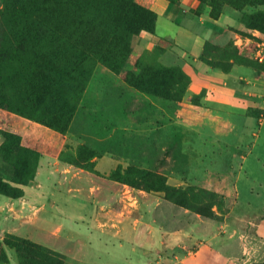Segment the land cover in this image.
<instances>
[{"label": "rangeland", "instance_id": "1", "mask_svg": "<svg viewBox=\"0 0 264 264\" xmlns=\"http://www.w3.org/2000/svg\"><path fill=\"white\" fill-rule=\"evenodd\" d=\"M21 1L23 0H0V39L9 34V27L5 25L9 14H3L4 8H15V4ZM27 1L32 2L34 16L40 15L48 20L53 19L52 5L56 7L57 15L60 6L64 5L57 0L52 5L40 0ZM70 1L71 19L80 23L84 31L100 30L97 34L101 35L100 41L103 40L106 44L104 53L110 48L111 53L118 55L117 60H120L116 64L121 63L122 70L114 73L100 61L80 86L76 85L74 88L73 84L77 82L66 79L59 85L62 87H57L56 91L50 87L44 94L30 91L23 78L15 82L4 72L0 81L5 89V96L19 110H0L3 112L0 113V131H17L12 120L16 118L11 115L24 117L35 123L66 126L65 133L61 134L66 140V146L61 154L63 161L60 162V167H66L69 171H65V177L61 179L62 190L77 192L90 200L108 195L111 208L121 209L127 220L132 209L138 208L139 213L150 214L154 224L168 231H186L194 236L207 237L225 221L228 234L227 223L236 224L238 219L226 220L229 201L223 194L204 186L205 177L216 178L211 174L213 171L219 172L222 166L205 168L198 163L195 150L190 145L195 137L192 132H170V135L163 133L157 138V125L147 122L151 111H142L149 98L161 101L166 99L139 92L130 85V82L140 79L145 86L150 85L165 96L180 97L187 85L180 62L166 46L146 48L143 39L146 32L137 27L139 15L129 11L132 3L137 4L135 0H83L77 7L74 6L75 0ZM197 1L199 13L216 19L223 11H232L239 16L241 25V30L238 28L236 32L244 46L241 44L239 48L229 44L223 48L208 49L207 55L214 57L213 61L225 69L231 60L263 68L264 0ZM29 3L26 8H29ZM246 25L250 28H246ZM165 31L166 26L159 25L153 36L157 37ZM115 37L116 40L112 41ZM29 50H33L34 54L25 57L26 62L34 58L37 65L42 63L41 55L45 56L46 53L40 47ZM259 55L262 62H259ZM14 64L18 65L17 62ZM24 76L28 78L27 75ZM76 96L78 100L73 102L71 97ZM67 106L69 114L65 112ZM2 141L0 136V144ZM167 141L168 148H162L161 144ZM179 142L182 143V148H176ZM171 147L175 148L171 150ZM80 148L89 149L90 158H93L80 161ZM170 151L173 158L178 157V160L170 161ZM26 159L28 156L21 151L12 153L8 148L0 152V184L16 187L12 182L19 178L13 177V174L21 169L20 164ZM100 159H103L104 164L100 166L101 172H97L95 165ZM66 161L76 163L72 165ZM111 163L116 166L111 167ZM248 171L250 174L247 175L243 169V174H240L235 185L239 198L234 215L249 203L252 208L246 212L251 213L249 218L253 219V216L264 211V165H252ZM217 177L214 187L228 189V177ZM260 184H263V190L250 191L249 185L259 188ZM131 189L133 196L126 192ZM113 192H124L125 196L115 201L114 195L109 197ZM226 192L229 196L230 190ZM0 199L4 198L0 196ZM58 222L65 229L71 227L65 220ZM4 251L10 264H18L13 249L5 247ZM129 255L128 252L125 253V257ZM81 260L86 264L108 263L105 256L98 255H87L81 257ZM6 263L0 257V264ZM63 264H66L65 261Z\"/></svg>", "mask_w": 264, "mask_h": 264}, {"label": "crops", "instance_id": "2", "mask_svg": "<svg viewBox=\"0 0 264 264\" xmlns=\"http://www.w3.org/2000/svg\"><path fill=\"white\" fill-rule=\"evenodd\" d=\"M135 2L155 13V32L159 25L166 26L157 37L145 33L146 48L166 46L189 79L181 101L149 98L142 113L151 111L147 122L157 125V138L170 132L194 133L190 145L198 163L205 168L222 166L219 172H212L216 178L205 177L204 186L223 194L229 201L226 220L236 218L237 223L227 221L228 234L224 221L212 235L199 237L162 229L138 208L132 209L127 220L121 209L111 208L108 195L90 200L62 190L61 179L69 169L60 167L59 156L66 140L47 127L11 115L16 118L12 120L17 131L9 132L19 136L21 146L37 152L39 163L33 181L15 185L22 190V197L0 195L4 198L0 199V241L4 234L27 239L61 254L66 264H86L81 257L87 255L105 256L107 264H262L264 211L249 218L251 213L246 211L252 207L247 203L239 213L234 212L239 198L235 185L243 169L248 175L250 166L264 165V70L231 62L223 71L203 55L206 44L240 48L243 41L236 32L241 30L239 16L223 11L218 18H209L197 11V0ZM168 143L161 147L168 148ZM178 146L183 145L179 142ZM169 156L170 161L178 160L171 151ZM103 164L100 159L95 170L101 172ZM217 176L228 177L229 196L225 189L214 187ZM249 187L251 192L263 190V184ZM126 192L134 195L132 189ZM112 195L118 201L124 192L109 197ZM59 220L71 227L65 229ZM127 252L130 255L125 257Z\"/></svg>", "mask_w": 264, "mask_h": 264}, {"label": "trees", "instance_id": "3", "mask_svg": "<svg viewBox=\"0 0 264 264\" xmlns=\"http://www.w3.org/2000/svg\"><path fill=\"white\" fill-rule=\"evenodd\" d=\"M40 1L47 4L51 3V5L56 3L55 0ZM57 1L63 2L64 5L60 6V12L58 15L56 7L52 5L54 9L52 20H48L40 15L34 16L32 14L31 1L29 3V1L23 0L21 3L15 4V8H11L10 6L4 8L3 14H9V16L6 17L5 22V25L9 27V34L0 39L2 41L0 44V79L1 74L7 72L9 75L8 77H10L11 80H15L16 82L19 81L20 78H23V81L28 83L30 91L43 93L48 92V88L50 87H52V90L56 91L57 87H62L59 85H62L64 83L63 80L66 79L77 82V84H73L74 88L76 85L80 86V84L85 82V78L88 74H91L96 63L100 61L103 66L107 67L114 73H119L122 70L121 63L120 65L116 64V62L120 60H117L118 55L111 53L110 48H107L108 52L104 53L106 44L103 40L100 41L101 35L97 34L100 30H82V25L80 23L77 24L75 20L71 19V7L69 6L71 1ZM82 1L83 0H75L76 4L74 3V6H79V2ZM28 3L30 6L29 8H26V4ZM129 11L135 14L138 13L139 20L137 27L140 30L151 35L154 34L156 24L155 13L134 3L131 4ZM246 28H250V26L246 25ZM114 40H116V37L112 39V41ZM116 45L117 44L115 43V46ZM35 47H40V49L46 53L45 56L41 55L42 63L40 62L38 65L35 63L34 58H30L28 62H26L27 58H25L33 56L34 51L29 49ZM208 49H218V47L206 44L203 55L207 59H210L209 63L213 67L219 68L223 71L227 70L230 64L226 69L222 68L219 64H216L213 61L214 57L207 55L206 50ZM14 62H17L18 65L14 64ZM232 63L248 65L247 63L237 61ZM260 70H264V68H260ZM24 75H27L28 78ZM183 75L187 79V85L180 97L165 96L163 93L154 90L150 85L145 86L143 84L144 81L142 83L140 79L135 82H130V85L139 92L149 93L166 100L181 101L189 83L187 76L185 74ZM65 88H68V86ZM5 93V89L0 81V110H9L12 112L19 110L6 98ZM71 100L76 102L78 98L77 96L74 98L71 97ZM193 102H195V98H193ZM69 106L65 108L66 114H69ZM37 124L47 127L60 135L64 134L66 131V126L60 127L58 125L41 122H38ZM0 136L3 138V141L0 144V152L9 148L12 153L21 151L28 156V159L20 164L21 169L16 170L13 174V177H18L19 179L13 182L11 181L12 183H15V185H27L35 179L39 163V155L37 152L21 146V139L13 133H3L0 131ZM80 149V161L84 162L91 157V154L89 153L91 151L89 149ZM61 154L59 156L60 162L63 161ZM66 162L69 164L72 163V165L76 163L75 161ZM130 185L132 186V184ZM0 195L11 199H17L23 196V192L17 186L12 187L6 183H2L0 184ZM5 247H9L15 251L18 264L64 263V258L61 254L27 239L6 234L0 241V257L4 259V262H7L6 264H9V262L5 255ZM34 256L35 259H32Z\"/></svg>", "mask_w": 264, "mask_h": 264}, {"label": "built area", "instance_id": "4", "mask_svg": "<svg viewBox=\"0 0 264 264\" xmlns=\"http://www.w3.org/2000/svg\"><path fill=\"white\" fill-rule=\"evenodd\" d=\"M259 53H260V51L257 54H259ZM259 62H262V58L260 55H259Z\"/></svg>", "mask_w": 264, "mask_h": 264}]
</instances>
